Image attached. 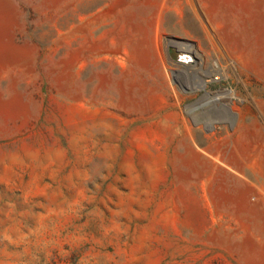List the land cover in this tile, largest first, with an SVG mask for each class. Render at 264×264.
Instances as JSON below:
<instances>
[{"label": "rangeland", "instance_id": "obj_1", "mask_svg": "<svg viewBox=\"0 0 264 264\" xmlns=\"http://www.w3.org/2000/svg\"><path fill=\"white\" fill-rule=\"evenodd\" d=\"M0 264H264V0H0Z\"/></svg>", "mask_w": 264, "mask_h": 264}, {"label": "bare ground", "instance_id": "obj_2", "mask_svg": "<svg viewBox=\"0 0 264 264\" xmlns=\"http://www.w3.org/2000/svg\"><path fill=\"white\" fill-rule=\"evenodd\" d=\"M188 48V47H187ZM185 49V48H184ZM184 54V53H183Z\"/></svg>", "mask_w": 264, "mask_h": 264}]
</instances>
